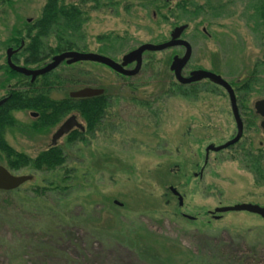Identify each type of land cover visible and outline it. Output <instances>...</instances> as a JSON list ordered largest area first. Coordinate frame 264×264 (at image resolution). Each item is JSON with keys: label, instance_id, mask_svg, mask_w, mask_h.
<instances>
[{"label": "rangeland", "instance_id": "1", "mask_svg": "<svg viewBox=\"0 0 264 264\" xmlns=\"http://www.w3.org/2000/svg\"><path fill=\"white\" fill-rule=\"evenodd\" d=\"M65 1L87 17L69 40L117 62L142 44L169 41L175 27L188 25L183 39L193 57L185 73L206 69L230 82L246 131L240 144L208 154L209 145L236 136V121L222 87L177 83L170 65L184 49L147 53L141 73L131 79L99 63L59 69L70 80L83 73L81 81L105 89L111 105L99 130L83 133L80 141H59L67 158L59 170L13 172L33 179L0 192V264H233L235 257L264 264V219L244 211L215 213L243 204L264 207V180L249 164L253 154L264 159L263 118L254 106L264 100L260 0ZM46 2L0 0V64L16 31L24 37ZM56 42L53 35L45 48ZM254 74V91H239ZM6 76L0 72V80ZM68 91L54 98H66ZM6 94L0 88V99ZM13 115L18 126L6 139L14 149L34 158L49 148L59 125L33 130L31 113Z\"/></svg>", "mask_w": 264, "mask_h": 264}, {"label": "trees", "instance_id": "2", "mask_svg": "<svg viewBox=\"0 0 264 264\" xmlns=\"http://www.w3.org/2000/svg\"><path fill=\"white\" fill-rule=\"evenodd\" d=\"M4 1L8 3L13 2V0ZM180 1V4H187L188 0ZM257 4L258 5L255 8L260 14L259 19L264 23V0L258 1ZM85 17L86 12H84V10L79 6L68 7L65 0H47L45 6L43 7L40 19L33 23L34 29L38 32L36 34L33 33L35 35L31 34L33 37L30 39L31 44L27 47V53H31L33 59L37 61L38 51L43 42L42 40L49 38L54 34V32L56 33L55 38L59 43L58 48L55 51L73 48L74 43L71 42L69 38L75 37L76 33L82 30V27L85 25V20H87V17ZM18 36L19 34L16 33L12 38L11 43L19 44L20 42L17 38ZM0 71H4L5 75L8 76V80L4 84L9 83L14 77L19 76L4 65H0ZM82 74L83 73H79L77 77L72 76L71 80L69 78L66 79L65 77L61 78L57 76L52 82L50 81V83H47V90H51L56 83L57 85L62 83L63 86H66L69 81L73 86L79 85L86 87L88 86V83L81 81V77L83 76ZM255 75L256 74L251 77L252 79L250 78L244 82L242 84L244 86L239 89V91L246 94L254 91V88L256 87L254 83L257 82ZM44 94L45 93L38 92L39 96L46 98V95ZM10 95L12 96L11 99L0 109V164L11 172H18L22 169L28 168L38 172L41 171L48 173L59 170L67 160L60 147L40 152L36 157L31 158L24 153L18 152L9 144L6 139L7 131L18 126V121L16 120V117H14L13 113L15 111H26V109H36L38 107H42L37 105L35 106V103H32L30 100L31 96L28 95L26 91L24 92L15 89L10 92ZM38 95L35 93V97L33 96L36 103L39 98ZM108 99L107 93L100 95L99 97H92L89 99L79 98L78 100H75L68 97L61 102L53 101L49 98V96H47V101L42 103L45 105L44 107H46L44 108L45 111H38L40 119L34 123L33 127L36 129H43L48 126L56 127L68 118L71 113L75 112L80 114L84 125H86L85 133L90 134V132H93L100 127L105 120L107 110L110 106L109 102H107ZM69 136L73 141H80V139L84 137V135L79 131H75ZM240 142L238 144H240ZM250 160V167L257 174V179L259 181H263L264 170L262 164L264 159L261 158V153L251 155ZM231 261L233 264L250 263L249 258L245 259L235 257V259H232Z\"/></svg>", "mask_w": 264, "mask_h": 264}, {"label": "water", "instance_id": "3", "mask_svg": "<svg viewBox=\"0 0 264 264\" xmlns=\"http://www.w3.org/2000/svg\"><path fill=\"white\" fill-rule=\"evenodd\" d=\"M188 28V26H181L180 28L175 29V31L172 33V39L170 42L162 43L161 45H155V44H145L140 46L139 49L130 52L129 54L125 55L123 57L122 63H117L115 60L111 58H107L105 56L99 55V54H92V53H65L64 55L57 56L53 60V63L49 64L42 70H29L27 68H20L16 66L15 64H12L11 61V50H9L8 54V64H10V67L12 70L19 74H25L26 76L32 77L33 80H35L36 77L40 75H45L48 72H51L55 70L56 67L61 65L64 61L67 60L68 64H77L78 62H93V63H100L112 70H114L118 74H124L126 76H135L140 73L142 63H143V54L145 52H161L164 50L172 49L173 47H179L184 46L186 47V52L183 56V58H180L178 56H175L172 65L171 70L174 72L175 77L181 83L184 84H195V82H201L205 80H209L214 85H218L219 87H222L225 89V91L228 93V96L230 97L231 107L233 111V116L236 121V128H237V135L233 138V140H230L228 143L224 145H220L219 147H216L214 145H209L207 148L208 154L210 151H214L219 153L220 151L226 150L230 148L233 145H236L240 142L243 134H244V125L242 117H240L239 108L237 107V96L235 95V91L233 87L229 84L228 81H225V79L218 75L214 74L208 70H195L190 74L189 77H183V70L185 66L190 62L192 59V53L193 48L192 45H190L187 41L181 40L182 33ZM136 63V68L134 70H125L126 67H128L130 64ZM105 92L103 89H94L91 87L78 90L77 92H74L72 94V97L74 98H82V99H89L92 97H99L100 95H103ZM4 101L0 102V106L4 104ZM256 109L259 116L263 117L264 119V100H259V102L256 103ZM78 127L83 129V125H80L77 123L75 117H71L68 121H66L61 128L58 130V132L53 136V144L56 145L57 141H59L60 138L64 137V135L68 134L70 130L73 128ZM261 127L264 131V120L261 123ZM33 179L32 176H24V175H15L8 169H6L3 165L0 164V191L3 192H11L18 190L21 186H23L26 183H29ZM171 191L174 192V195L178 196L180 199V206H183V197L178 194L177 190L175 188H171ZM116 203L120 205L117 201ZM247 212L250 214H256L264 219V207H261L259 205H252V204H243V205H235L232 207H222L217 208L215 210V213L222 214V213H233V212ZM192 218V217H190ZM189 218V219H190Z\"/></svg>", "mask_w": 264, "mask_h": 264}, {"label": "flooded vegetation", "instance_id": "4", "mask_svg": "<svg viewBox=\"0 0 264 264\" xmlns=\"http://www.w3.org/2000/svg\"><path fill=\"white\" fill-rule=\"evenodd\" d=\"M177 1H180V0H177ZM65 3H66V1H65ZM68 5V7H71V6H78V4H74V5H70V4H67ZM38 19H40V18H38ZM37 19V20H38ZM36 20V21H37ZM29 22L31 23L32 21H30L29 20ZM35 22V21H34ZM33 22V23H34ZM29 23V25L30 26H27V29H26V35H24V37H22V32H20V31H16L18 34H19V37H17L18 39H19V44H14L11 48H9L7 51H6V54H7V57H6V61L4 62V63H2V64H0L1 66L2 65H4V66H7L12 72L14 71V70H12L11 69V67H10V64H8V56H9V54H8V52H9V50H11V54H12V57H11V61H12V64H15L16 66H18V67H20V68H27V69H29V70H32V71H34V70H42V69H44L46 66H48L49 64H51V63H53V60L55 59V57H57V56H61V55H64L65 53H69V52H71V53H76V52H79V53H83V54H87V53H92V54H99V55H102V56H104L103 55V52L102 51H99V52H96V53H94V52H90V51H85V50H81V48H77L74 44H73V48H71V49H65V50H58V51H55V50H57V48H58V45H59V43H58V41H57V39L55 38V36H56V33L54 32V40L55 41H57L56 43H55V46L53 47H49L48 48V50H47V48H45V42L47 41V39H50L52 36H50L49 38H46V39H43L42 41V44H41V47H40V49H39V51H38V55H37V61H35V59H33V57H32V55H31V53H27V47L31 44V42H30V39H31V37H33V35H35L38 31L37 30H35L34 29V25H33V23L32 24H30ZM181 26H188V25H181ZM181 26H178V27H175L174 28V30L171 32V39H172V33L175 31V29H177V28H180ZM189 28V27H188ZM187 28V29H188ZM187 29L182 33V37H181V40L183 39V34L187 31ZM33 33H35V34H33ZM24 34V33H23ZM31 34H33L32 36H31ZM171 39L169 40V41H167V42H170L171 41ZM183 40H185V39H183ZM186 41V40H185ZM167 42H163V43H167ZM188 42V41H187ZM189 43V42H188ZM152 44V43H151ZM162 44V43H161ZM161 44H155V45H161ZM190 44V43H189ZM142 45H145V44H142ZM142 45H140V46H142ZM191 45V44H190ZM140 47H138L137 49H139ZM173 48H175V49H184V53H183V55L182 56H180V55H178V54H176V55H174L173 56V60H174V58H175V56H178V57H180V58H183V56H184V54H185V52H186V47H184V46H179V47H173ZM137 49H135V50H137ZM135 50H133V51H135ZM168 50H170V49H168ZM172 50V49H171ZM55 51V52H54ZM164 51H166V50H164ZM130 52H132V51H130ZM129 52V53H130ZM128 53V54H129ZM147 53H150V52H145L144 54H143V63H144V55H146ZM127 55V54H126ZM125 56V55H124ZM123 56V57H124ZM105 57H107V56H105ZM109 57V56H108ZM123 57H122V60L121 61H119V62H117V63H122L123 62ZM111 58V57H110ZM115 60V59H114ZM173 60H172V62H173ZM192 60V59H191ZM191 60H190V62H191ZM87 62H89V61H87ZM87 62H80V63H87ZM190 62L185 66V68H184V70H183V77H189L190 76V74L192 73V72H194L195 70H203V69H194V70H192V71H190L189 72V74H186L185 73V71L187 70V68H188V65L190 64ZM91 63H93V62H91ZM143 63H142V66H143ZM78 64V63H77ZM77 64H68V62H67V60L66 61H64L61 65H59L58 67H56L55 68V70H53V71H51V72H48V73H46L45 75H40V76H38V77H36L35 78V80H33V78L32 77H29V76H26L25 74L23 75V74H19V73H17V72H15L17 75H19V76H16V77H14L13 78V80L14 79H18V81L14 84V85H11V83L13 82V80H11L9 83H6V84H4L7 80H8V76H6L5 78H3V79H1L0 80V88L3 90V89H5L6 90V92H7V94L2 98V99H0V102L1 101H4V99H6V101L4 102V104H6L10 99H11V95H10V92H12V91H14L15 89L16 90H21V91H26L27 93H28V95H30L31 97H30V100H31V102L32 103H35V106L37 105V106H42V107H38V108H36V109H26V111H23L24 113H26V112H28V113H31V115L32 116H34L35 118H36V121L38 120V119H40V116H39V112L38 111H45L44 110V108H46V107H44L45 105L44 104H42L43 102H46L47 101V96H49V98L51 99V100H53V101H58V102H61V101H63V100H65V99H67L68 97L69 98H71V99H75V100H78L79 98H74V97H72V94L74 93V92H76V91H78V90H74V89H76L75 87H72L73 85H72V83H70V81L69 82H67V85L66 86H63V84L61 83V84H58L57 85V83H56V85L55 86H53L52 88H51V90H47V83H50V81L52 82L53 80H54V78H56L57 76L58 77H61V78H68V75H66V76H62V75H58L59 73H56L59 69H61V68H66V67H68V66H76ZM96 64V63H95ZM100 64V63H99ZM102 65V64H101ZM136 63H132V64H130L128 67H126L125 68V70H134L135 68H136ZM171 65H172V63H171ZM171 65H170V67H171ZM104 66V65H103ZM106 67V66H105ZM108 68V67H107ZM109 69V68H108ZM206 70V69H205ZM141 71H142V67H141ZM141 71H140V73H141ZM170 71H171V73L174 75V78H176L175 77V74H174V72H172V70H171V68H170ZM1 72V71H0ZM211 72H213V71H211ZM139 73V74H140ZM215 74H216V72H214ZM139 74H137V75H135V76H126V75H124V74H119V76H121V77H123L124 79H131V78H135V77H137ZM218 74V73H217ZM21 76V77H20ZM50 79V80H49ZM176 80H177V78H176ZM205 81H209V80H205ZM205 81H203V82H205ZM210 82V81H209ZM58 83H60V82H58ZM177 83L178 84H180V85H182L181 83H179V81L177 80ZM197 83H201V82H195V84H197ZM212 83V82H211ZM3 84H4V86H3ZM195 84H184L185 86H188V85H195ZM213 84V83H212ZM184 85H182V86H184ZM88 87H90V86H88ZM234 87V86H233ZM67 88H69V89H71V91H68V95H67V97L66 98H62V99H55L54 98V94H56L57 93V91H64L65 89H67ZM84 88H86V87H84ZM73 89V90H72ZM81 89V88H80ZM235 89V88H234ZM104 90V92H105V94L107 93L106 91H105V89H103ZM38 92H40V93H45L44 95H46V98H43V97H41V96H39L38 95ZM236 92V91H235ZM35 93H37V95L39 96V98H38V100H37V103L35 102L36 100H35ZM34 96V97H33ZM111 99L109 98L108 100H107V102H109V104L111 105ZM257 103V102H256ZM256 103L254 104V106L256 105ZM4 104L2 105V106H0V109L4 106ZM33 106V105H32ZM237 107L239 108V112H240V117H242V112H241V107L239 106V103L237 104ZM255 113H256V115L259 117V115H258V113H257V109H256V106H255ZM71 117H75L76 118V121H77V123L78 124H80V125H83V129L82 128H78V127H75V128H73L72 130H70L69 131V133L68 134H66V135H64V137H62V138H60L59 139V141H61L62 139H64V138H66V137H69V135L70 134H72L73 132H75V131H79V132H81L82 134L83 133H85V131H86V127H85V125L83 124V119H82V117L80 116V114H77V113H71L70 114V116H68V118H66L62 123H60V124H58L59 125V127H58V129L56 130V132L53 134V136L58 132V130L61 128V126L66 122V121H68ZM242 120H243V125H244V134H243V137H244V135H245V131H246V128H245V121H244V118L242 117ZM34 126V125H33ZM102 126V125H101ZM100 126V127H101ZM57 127V126H56ZM55 127V128H56ZM100 127H98L95 131H97V130H99L100 129ZM49 128H53V127H50V126H48V127H45V128H43V129H36L35 127H33V130H48ZM52 136V137H53ZM242 137V138H243ZM54 138V137H53ZM53 138H52V142H51V145L49 146V148L48 149H46V150H43V151H48L49 149H52V148H59L58 147V144H59V141H57V143H56V145H54L53 144ZM61 148V147H60ZM43 151H41V152H43ZM40 153V152H39ZM65 155V154H64ZM172 192V191H171ZM172 194L174 195V192H172ZM176 196V195H175ZM177 197V196H176ZM178 198V197H177ZM179 199V198H178Z\"/></svg>", "mask_w": 264, "mask_h": 264}]
</instances>
